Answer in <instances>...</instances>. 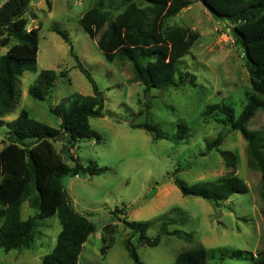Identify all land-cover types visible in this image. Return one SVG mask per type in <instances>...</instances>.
Returning <instances> with one entry per match:
<instances>
[{"label": "rangeland", "instance_id": "1", "mask_svg": "<svg viewBox=\"0 0 264 264\" xmlns=\"http://www.w3.org/2000/svg\"><path fill=\"white\" fill-rule=\"evenodd\" d=\"M97 1L34 0L29 4L24 14L26 27L40 26L35 70H25L20 76L17 102L0 123V138L5 137L4 131L8 129L5 122L16 118L22 109L35 120L58 127L60 120L49 111V106L58 105L74 93H92L89 81L75 67L68 44L55 29L64 31L104 99L102 116L89 118L100 140L79 139L68 152L84 166L94 162L106 167L104 172L62 178L72 207L95 225L82 247L79 264H135L124 247L127 238L135 245L143 264H173L180 250L198 244L215 251L209 264H250V253L264 248L261 174L247 165L246 142L239 131L217 121L215 116L221 117L219 113L204 112L207 105L218 103L233 107L237 116L245 103V93L251 90L244 53L230 32L232 25L214 18L199 0H190L191 4L169 18L167 25L183 26L199 34L190 52L179 62L180 69L196 75V85L151 88L145 93L142 85L131 80L130 64L106 61L95 39L83 30L79 18ZM102 1L112 16L120 12L113 7L119 0ZM30 10L36 12L37 18L31 17ZM6 50V46L1 47L0 55ZM42 69L56 71L47 100L28 94V87ZM144 121L158 123L171 135L178 123H184L187 133L181 139H153L144 129L131 126ZM247 127L264 128V110L258 109ZM219 133L223 136L221 143L207 148ZM64 143L65 135L52 140L56 152L73 164L63 152ZM222 153L231 154V165H227ZM229 172L246 182L248 192L234 193L218 203L184 196L173 182L177 177L186 184H194ZM115 208H122L125 214L116 216ZM35 212L28 201L21 205L22 218ZM123 219L146 224L148 237H153L161 222L167 221L168 231L179 229L192 238L165 234L156 246H148L139 242L140 230L126 227ZM108 223L114 225L113 240L102 252L104 225ZM60 228L56 214L43 219L31 247L7 252L0 249V264H40L42 256L54 246ZM234 250L243 253L239 258L230 257ZM219 255L222 260L217 258Z\"/></svg>", "mask_w": 264, "mask_h": 264}, {"label": "trees", "instance_id": "2", "mask_svg": "<svg viewBox=\"0 0 264 264\" xmlns=\"http://www.w3.org/2000/svg\"><path fill=\"white\" fill-rule=\"evenodd\" d=\"M32 1L5 0L0 5V48L7 47L0 55V123L15 107L20 76L25 70H35L40 26L27 29L24 16ZM199 1L214 18L232 25L230 32L235 44L242 48L251 84L237 116L233 107L218 103L207 105L204 112L206 115L219 113L221 117L215 116L217 121L239 131L246 142L247 165L260 172V186L264 188V128L252 130L247 127L255 112L264 110V0ZM190 4V0H119L113 7L120 12L112 16L107 5L99 0L83 12L79 22L95 39L106 61L130 64L131 80L142 85L145 93L151 88L195 86L196 75L180 69L179 62L190 52L199 34L183 26L167 25L169 18ZM30 15L37 18L33 10ZM55 31L68 44L75 67L89 81L92 93H74L58 105L49 106V111L60 120L58 127L35 120L24 109L12 121L5 122L8 129L4 131L5 137L0 138V249L7 252L30 248L37 226L43 219L56 214L61 228L54 246L42 256L40 264H77L83 244L94 232L95 225L88 216L72 207L62 178L104 172L106 167L94 162L84 166L68 153L79 139L100 140L99 134L91 128L89 118L102 116L104 99L90 72L74 52L68 35L59 29ZM55 77V70L42 69L28 87V94L37 100H47ZM131 126L144 129L153 139H181L187 133L184 123H178L172 135L156 122L131 123ZM63 135L66 136L63 152L69 155L73 164L64 161L52 144V140ZM222 139V133H219L207 148L219 145ZM222 156L227 165L232 164L231 154L222 153ZM173 182L182 195L197 196L214 203L226 200L234 193L248 192L246 182L233 172L194 184H186L177 177ZM261 194L264 196V191ZM25 201L36 212L22 218L21 205ZM113 213L118 216L125 211L115 208ZM262 215L264 217V210ZM123 222L126 227L139 229V242L148 246H156L165 234L187 240L192 238L191 234L179 229L168 231L167 221L161 222L153 237L145 235L146 224L126 219ZM113 229L111 223L104 225L102 252L113 240ZM124 247L135 264H143L129 238L124 240ZM242 253L234 250L229 255L239 258ZM215 256L214 250L198 244L180 250L173 264H209V259ZM217 258L222 260L223 256ZM250 259V264H264V248L250 253Z\"/></svg>", "mask_w": 264, "mask_h": 264}, {"label": "crops", "instance_id": "3", "mask_svg": "<svg viewBox=\"0 0 264 264\" xmlns=\"http://www.w3.org/2000/svg\"><path fill=\"white\" fill-rule=\"evenodd\" d=\"M4 1H5V0H1L0 5H1ZM6 116H7V115H6ZM6 116L3 117V120H5V119L7 118ZM89 236H90V235H89ZM89 236H88V237H89ZM85 242H86V241H85ZM85 242H84V244H85ZM84 244H83V245H84ZM17 251H18V250H17ZM77 264H79V261H78Z\"/></svg>", "mask_w": 264, "mask_h": 264}, {"label": "built area", "instance_id": "4", "mask_svg": "<svg viewBox=\"0 0 264 264\" xmlns=\"http://www.w3.org/2000/svg\"><path fill=\"white\" fill-rule=\"evenodd\" d=\"M45 1H47V0H45Z\"/></svg>", "mask_w": 264, "mask_h": 264}]
</instances>
